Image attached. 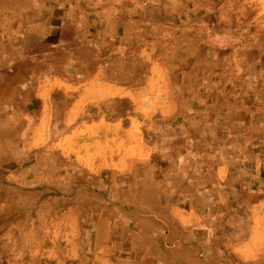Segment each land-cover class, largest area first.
I'll use <instances>...</instances> for the list:
<instances>
[{"label":"bare ground","instance_id":"obj_1","mask_svg":"<svg viewBox=\"0 0 264 264\" xmlns=\"http://www.w3.org/2000/svg\"><path fill=\"white\" fill-rule=\"evenodd\" d=\"M190 1L178 20L166 3L122 0L110 45L118 62L100 80L117 100L92 121L124 118L128 98L129 117L141 115L130 89L144 79L146 61L166 100L133 121L114 149L105 145L109 157L93 170L47 148L62 139L56 107L46 109L52 127L42 147L28 142L33 116L13 137L17 124L0 119V264H122L128 244L136 258L169 254L174 264H264V0ZM184 54L194 57L189 67ZM85 68L56 72L82 78ZM126 196L128 217H143L140 231L128 229L125 214L95 218L94 202L113 208L110 200ZM171 207L191 223L175 226Z\"/></svg>","mask_w":264,"mask_h":264},{"label":"rangeland","instance_id":"obj_2","mask_svg":"<svg viewBox=\"0 0 264 264\" xmlns=\"http://www.w3.org/2000/svg\"><path fill=\"white\" fill-rule=\"evenodd\" d=\"M124 1H128L129 6L134 7L133 0ZM137 1L138 8L144 4L156 6L166 3L169 8L165 13L178 20V13L182 11V7L192 8L190 0ZM180 1L185 2V6H182ZM122 11V0H0V119H4L1 126L10 127L17 124V133H12V137L26 130L23 126L25 117L33 116L28 142L31 147H42L44 140L49 138L52 127L45 124L49 120L46 109L49 106L56 107L54 113L59 119L58 129L61 131L62 139L49 141L47 148L58 150L62 159L68 162L93 170V165L109 157L108 152L117 146L118 139L123 133L127 136L129 128L135 129L133 128L135 124L132 126L133 121L143 118V114L149 110L155 112L161 97L166 100L159 92L158 96V86L151 77L148 78V75L153 77V70H150V63L146 61L144 79L142 77L141 84L130 89L136 90L133 97L141 107V115L137 113L135 118L129 117L130 110H134L128 98L127 106L123 108L124 118H119L116 114L102 121H92L94 114L103 115L105 102L117 100L116 95L103 93L105 89L100 80L105 76L104 67L110 65L113 68L118 62L119 55L112 52L110 45L117 39L115 30L119 27L115 29L113 27L118 24ZM143 24L150 26L145 22ZM147 31L148 29L143 30L144 33ZM183 56L185 58L181 61L183 65L189 67L194 63L192 55ZM57 67H72L74 70L86 67L84 70L86 75L80 78L64 73V76L56 72ZM42 70L49 73L37 75V72ZM144 101L148 104L146 107L142 106ZM53 115L50 114V118H53ZM83 119L84 121L79 123ZM141 135V139L144 138L145 134ZM141 139L140 144L143 145L145 141ZM106 140L107 144L100 143ZM128 140L122 143L127 145L130 141ZM146 150L141 155L137 150L141 161H148L145 157L149 150ZM126 165L128 170L129 163ZM165 191L166 189L163 190ZM128 198L129 196L110 200L113 208L117 207L116 210L103 206L99 201L94 202V209L97 210L95 218L100 219L107 211L119 213L121 218L122 214H125V220H129L128 229L135 228L136 231H140L144 226L141 222L143 217L140 213L134 215L135 218L128 217V211L132 209ZM167 213L176 220L174 225L177 227H186L191 223L188 219L180 217L175 208H169ZM118 232L121 233L120 230ZM121 236L127 239L126 234L122 233ZM81 237L77 235L76 239L80 240ZM138 245L144 248L146 244ZM29 248H33V245ZM136 250L133 245L128 244L126 251L132 254L119 255L122 264L176 262L169 254L161 257L162 260L156 258L159 256L147 253L136 258ZM86 257L90 258L91 254ZM198 260L201 261L200 256ZM112 263L113 261H110L109 264Z\"/></svg>","mask_w":264,"mask_h":264},{"label":"crops","instance_id":"obj_3","mask_svg":"<svg viewBox=\"0 0 264 264\" xmlns=\"http://www.w3.org/2000/svg\"><path fill=\"white\" fill-rule=\"evenodd\" d=\"M11 115H13V114H11ZM13 117V116H12Z\"/></svg>","mask_w":264,"mask_h":264}]
</instances>
